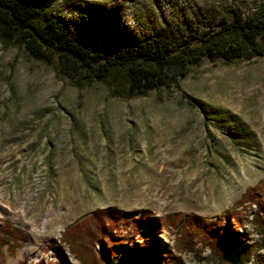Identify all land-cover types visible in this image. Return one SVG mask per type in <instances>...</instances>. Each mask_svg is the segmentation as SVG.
<instances>
[{
  "label": "rangeland",
  "instance_id": "374dc122",
  "mask_svg": "<svg viewBox=\"0 0 264 264\" xmlns=\"http://www.w3.org/2000/svg\"><path fill=\"white\" fill-rule=\"evenodd\" d=\"M261 1L57 0L53 9L120 19L130 31L144 15L150 34L165 25L195 46L222 19H246ZM263 179L264 56L203 58L167 87L126 98L101 81L64 77L18 42H0V221L25 235L14 253L3 249L2 264L55 261L64 229L98 210L214 220ZM237 212L243 224L230 228L259 241L258 204ZM157 238L173 241L164 230ZM207 255L177 256L181 264H229Z\"/></svg>",
  "mask_w": 264,
  "mask_h": 264
},
{
  "label": "trees",
  "instance_id": "16d2710c",
  "mask_svg": "<svg viewBox=\"0 0 264 264\" xmlns=\"http://www.w3.org/2000/svg\"><path fill=\"white\" fill-rule=\"evenodd\" d=\"M55 1L0 0V42H18L32 58L55 62L64 77L81 83L101 81L118 97L165 88L203 58L229 62L264 56V0L246 19H222L218 29L205 31L195 46L165 25L150 34L152 22L144 15H137L130 31L118 23L120 19L113 25L104 15L83 11L64 15L53 9ZM253 191H246L214 220L194 214L159 219L146 210L137 217L115 208L95 211L67 226L55 249V261L40 264H71L68 255L78 264H181L177 255L198 258L204 249L207 260L222 263L226 248L238 253V264H264V203L257 196L264 194V179ZM250 201L259 206L252 224L260 239L252 244L243 229L235 231L229 224L242 226L237 210ZM162 230L173 235L171 245L157 238ZM23 242L20 229L0 221V264L3 249L14 253Z\"/></svg>",
  "mask_w": 264,
  "mask_h": 264
},
{
  "label": "water",
  "instance_id": "95a60500",
  "mask_svg": "<svg viewBox=\"0 0 264 264\" xmlns=\"http://www.w3.org/2000/svg\"><path fill=\"white\" fill-rule=\"evenodd\" d=\"M221 259L229 264H238L239 255L233 248H226L221 253Z\"/></svg>",
  "mask_w": 264,
  "mask_h": 264
},
{
  "label": "bare ground",
  "instance_id": "6f19581e",
  "mask_svg": "<svg viewBox=\"0 0 264 264\" xmlns=\"http://www.w3.org/2000/svg\"><path fill=\"white\" fill-rule=\"evenodd\" d=\"M254 207V206H253Z\"/></svg>",
  "mask_w": 264,
  "mask_h": 264
}]
</instances>
